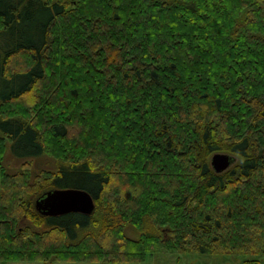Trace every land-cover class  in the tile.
<instances>
[{
  "label": "trees",
  "instance_id": "obj_1",
  "mask_svg": "<svg viewBox=\"0 0 264 264\" xmlns=\"http://www.w3.org/2000/svg\"><path fill=\"white\" fill-rule=\"evenodd\" d=\"M0 131L1 260L262 264L264 0H0ZM6 138L58 164L7 173ZM54 188L95 211L40 214Z\"/></svg>",
  "mask_w": 264,
  "mask_h": 264
},
{
  "label": "rangeland",
  "instance_id": "obj_2",
  "mask_svg": "<svg viewBox=\"0 0 264 264\" xmlns=\"http://www.w3.org/2000/svg\"><path fill=\"white\" fill-rule=\"evenodd\" d=\"M0 131V136H5V134ZM6 137V136H5ZM50 152V151H49ZM55 152L54 150L52 151ZM227 152V151H223ZM242 159L238 157L240 162ZM26 162H30L35 173H40L42 169L55 168L58 164V159L53 155L44 154L37 158H28L24 160H17L13 157L11 153V141L5 139V152L3 159L1 161V166L4 167L5 171L10 174H18L25 169ZM126 234H128L132 239L138 237L136 235V230L133 226L126 227ZM250 256L247 255H221L213 253H169V252H159L149 254L144 262H126L122 264H243ZM0 264H46L44 261H3L0 259ZM51 264H100L99 262L90 261H60L56 260ZM262 264H264V259Z\"/></svg>",
  "mask_w": 264,
  "mask_h": 264
},
{
  "label": "water",
  "instance_id": "obj_3",
  "mask_svg": "<svg viewBox=\"0 0 264 264\" xmlns=\"http://www.w3.org/2000/svg\"><path fill=\"white\" fill-rule=\"evenodd\" d=\"M235 161L229 152H215L211 157V165L217 173L228 170ZM94 197L80 188H54L44 191L35 200V209L45 216H57L70 212L92 214L95 211Z\"/></svg>",
  "mask_w": 264,
  "mask_h": 264
},
{
  "label": "crops",
  "instance_id": "obj_4",
  "mask_svg": "<svg viewBox=\"0 0 264 264\" xmlns=\"http://www.w3.org/2000/svg\"><path fill=\"white\" fill-rule=\"evenodd\" d=\"M47 264V263H46Z\"/></svg>",
  "mask_w": 264,
  "mask_h": 264
}]
</instances>
